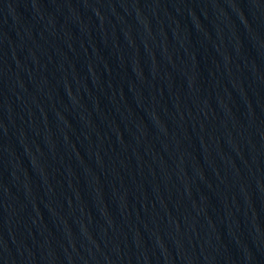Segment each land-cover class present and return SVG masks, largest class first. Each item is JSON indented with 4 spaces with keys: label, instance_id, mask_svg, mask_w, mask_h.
<instances>
[{
    "label": "water",
    "instance_id": "water-1",
    "mask_svg": "<svg viewBox=\"0 0 264 264\" xmlns=\"http://www.w3.org/2000/svg\"><path fill=\"white\" fill-rule=\"evenodd\" d=\"M0 264H264V0H0Z\"/></svg>",
    "mask_w": 264,
    "mask_h": 264
}]
</instances>
